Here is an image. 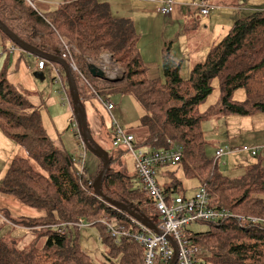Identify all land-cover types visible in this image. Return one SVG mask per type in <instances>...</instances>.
Listing matches in <instances>:
<instances>
[{
  "label": "trees",
  "instance_id": "trees-1",
  "mask_svg": "<svg viewBox=\"0 0 264 264\" xmlns=\"http://www.w3.org/2000/svg\"><path fill=\"white\" fill-rule=\"evenodd\" d=\"M0 21L23 42L50 56L61 58L64 44L72 47L78 69L88 82V86H82L84 79L72 72L84 104L97 96L104 102L117 96H133L148 115L141 124L149 132L145 145L155 150L167 149L171 143L182 146L179 165L184 176L206 187L213 208L264 218V160H242L246 165L234 167L241 168L239 176L223 171L221 160L207 156L203 130L206 116L201 112L218 81L219 113L224 117L264 114V10L238 19L187 79L182 77L181 62L167 51L162 77L150 80L138 47L139 33L130 19L113 14L107 0H65L46 15L39 14L24 0H0ZM0 33L2 58L8 60L12 55L9 46L14 44L1 30ZM106 54L121 69L122 75L117 79L96 74L100 58ZM6 71L5 67L0 72V131L20 146L25 156L12 160L0 180V192L45 216L28 219L5 215L20 228L37 232L38 238L46 237L47 242L43 248L33 241L31 247L19 249L0 238V264H95L81 247L80 230L70 225L80 220L99 230L109 264H143L142 247L126 239L117 243L101 224L112 220L139 231L130 216L96 196L94 183L103 164L94 179L84 167L75 168L68 154L49 139L39 110L9 83ZM61 76L71 100L62 71ZM238 90L246 92L245 104L235 101ZM240 153L254 158L260 155ZM116 161L117 157L110 156V171L102 188L104 196L132 205L152 224H159L154 203L143 191L138 175L115 172ZM1 220L2 225L14 228ZM189 238L200 249L196 264H264V229H243L230 220L219 226L210 225L206 233L190 231Z\"/></svg>",
  "mask_w": 264,
  "mask_h": 264
},
{
  "label": "rangeland",
  "instance_id": "rangeland-1",
  "mask_svg": "<svg viewBox=\"0 0 264 264\" xmlns=\"http://www.w3.org/2000/svg\"><path fill=\"white\" fill-rule=\"evenodd\" d=\"M53 1L57 4L53 9L54 11H56L64 2V0H37L35 2L36 10L38 12L41 10L40 3L49 4ZM109 1L113 0H108V2ZM11 47L13 46L10 45L9 50L11 49ZM2 52L3 50L0 37V54ZM105 57L110 59L111 68L116 70V77L114 79H117L122 75L121 69L114 63L112 57L108 55L101 56L98 71L100 70V65L102 66V64H106V62H108ZM38 60V57L16 48V52L13 55H10L8 60L0 57V72L4 70L5 67L7 68V80L18 93L23 95L32 104V106L36 110H39L42 116L43 127L46 130L51 142L58 149L65 151L68 154L69 158L74 161L75 168L82 169L81 162L84 161V168L87 170L89 177L91 179H94L96 177L97 171L99 170L101 161L97 157H95V155L89 150H87L86 152H84L83 150L81 140L79 136H77L78 122L77 120H75L73 105L67 102L66 99L68 96L63 85L61 83L58 84L53 80L54 78L59 77V75L56 74L55 70L52 69L54 68V66L50 65L49 63L48 68L44 72L37 73L35 67ZM56 68L61 71L60 65ZM213 88V94L208 99L206 106H203L201 108V111L204 110L203 113L206 116V119L203 123V128L207 142L206 152L208 158L210 159H214L217 149L225 147L233 149L235 146L232 145H236V143H233V141L231 140V137L228 135L227 131H224L226 129L224 122L219 123L221 119L226 117L219 113V108H221V94L218 81L214 82ZM246 98L247 95L244 90H238L234 95V99L236 102L244 103L246 101ZM111 101L114 103V105L120 108L117 111H113L112 115L116 123L121 126L123 130H125V132L138 129V126L142 124V119L148 116L147 112L143 109L140 103L131 95L113 97ZM85 107L88 115V121L90 120L89 124L91 126H89L91 127L90 129L93 134L94 140L104 150H106L110 156L118 158V161H116L113 165V169L123 172L130 177L136 175L133 168L132 155L122 147L115 148L113 146V121L104 106L97 99H91L85 102ZM259 114L260 113H257L255 115ZM255 115L253 116L255 117ZM230 117H235L236 119H246L244 121L248 128H253L252 118H241L240 116ZM258 117H264V115ZM217 125L218 128L222 127L220 135H218L217 133ZM237 127L238 126H236L235 128ZM140 128L147 129L144 126H140ZM248 138L250 137L241 139L240 143H238V145L236 146L241 147V145L244 143L251 144L249 143V141H244L248 140ZM8 140L3 138L0 131V180L9 169L10 161L22 156V148L20 146H17V144H15L13 141ZM146 140L138 142L136 139V142L138 144L137 150H155L145 145ZM118 152L123 153L122 156ZM236 153L237 154L225 156L219 162L220 168L228 174H233L232 176H239V174L242 173L241 168H234L235 166L239 164L240 166L246 165V163L241 162L242 155L246 156L249 159V163H255L260 159L264 160V151H262L257 158L251 157L245 153H240V151ZM164 172L170 173L166 179L165 177L161 176ZM171 178H174V180L183 184V189L184 191H186L185 194H187V197L194 196L200 185L198 180L185 178L179 164L176 166L160 168L158 170L157 179L161 186L170 184ZM135 182L138 181L136 180ZM21 206L23 207V205ZM6 212L8 211L3 210L4 214H6ZM10 213L13 215H10L12 218H31L27 215L21 216L19 215L21 214L19 212H16L15 214H13L12 212ZM1 217L2 216H0V218ZM7 223L10 224L8 221ZM0 227H3V231L5 232L4 233L0 231V238H3L5 242L12 244L19 249L31 247L33 241H37V246L39 248H43L46 245L47 238H38L39 234L37 232L34 233V230L28 228H13L11 226L8 227L6 225H2L1 223ZM209 228L210 225L204 223L194 225L189 229L194 233H206L207 231H209ZM99 235L100 232L95 227H87L80 230L79 240L81 247L84 252L91 257L95 264H109L106 248L100 241ZM206 256L209 257L208 254L204 255V257ZM207 264L212 263L209 262Z\"/></svg>",
  "mask_w": 264,
  "mask_h": 264
},
{
  "label": "crops",
  "instance_id": "crops-1",
  "mask_svg": "<svg viewBox=\"0 0 264 264\" xmlns=\"http://www.w3.org/2000/svg\"><path fill=\"white\" fill-rule=\"evenodd\" d=\"M167 2L172 3L174 5V12L170 16L164 17L160 13V8L162 6V3ZM201 2H204L213 7V10L211 11L210 15H201L200 11L197 8V6ZM108 4H110L111 10L115 16L119 18L130 19L133 22L136 31L140 35L138 47L143 57V60L146 63L148 69L147 77L150 80H157L162 77L163 57L167 51L175 61L181 62L182 77L184 79H187L190 76V73L194 66L198 63L203 62L206 59L209 51L228 33L232 25L238 19L246 17L253 12L264 10V0H113L109 1ZM56 5V2L54 1L50 2L49 4L40 3L41 10L38 13L41 15H46L47 13L49 14L54 11L53 9ZM0 37L2 45L3 39L1 33ZM15 52L10 53L13 55ZM40 61L46 62L45 68L43 70L38 69ZM49 63L50 65L54 66V68L52 69H54L56 74L61 77V71H64L62 67L61 71H59L56 68L59 66L58 64L48 62L41 58H39L36 64V72H44L48 68ZM82 86H86V84L83 83ZM207 102L208 100L205 102L204 105L201 106V108L203 106H206ZM111 103L114 105L112 101ZM119 109L120 108L117 107L116 111ZM201 112L203 113L204 110ZM261 115L264 114L255 115V117L240 116L241 118H252L253 128L251 129L248 128V126L245 124L244 120L246 119L226 117L221 119L219 123L224 122L226 129L223 130L227 131L228 135L231 137V140L233 141V143H236V145L240 143L241 139H245V137H250L248 138V140L244 141H249V143L251 144L244 143L241 145V147H258L261 148L262 151H264V117H258ZM140 126L141 125H139L138 129H135L134 131L128 130L129 132H126L134 136L135 142L136 139L138 142L145 141L149 135L147 129H141ZM236 126L238 127L235 128ZM221 131L222 127L218 128V135H220ZM2 136L6 140H8L3 134ZM236 145L232 146L241 148ZM136 146H138L137 142ZM261 152L259 154H261ZM118 153L121 156L123 154L121 152ZM22 156H25L23 150ZM246 159L247 157L242 155L241 160ZM12 160L10 161V164ZM113 170L115 172L123 173L116 169ZM169 174V172H164L161 176L165 177L166 179ZM162 187L166 190H169V192L172 194L187 197V194H185L186 191H184L183 189V184L174 180V178H171L170 184H167ZM199 188L200 185L198 189ZM20 204L19 202H17V200L15 201V199L12 197H9L2 193L0 194V216H2L1 219L5 222L8 221L10 224H12V226H14V228L20 227L14 222H12L8 218V216L3 213V210L8 211L6 212V214L8 215H12L10 212H12L13 214L19 212L21 213L19 215H27L31 218H41L45 216L40 211L37 212L38 210L29 208L21 204L23 205L22 207Z\"/></svg>",
  "mask_w": 264,
  "mask_h": 264
},
{
  "label": "built area",
  "instance_id": "built-area-1",
  "mask_svg": "<svg viewBox=\"0 0 264 264\" xmlns=\"http://www.w3.org/2000/svg\"><path fill=\"white\" fill-rule=\"evenodd\" d=\"M33 9L36 0H24ZM201 14L208 16L211 12V6L202 2L199 5ZM174 11L172 3H162L160 13L168 17ZM16 47L13 46L10 52H15ZM108 55V54H106ZM3 56V52L0 57ZM110 56V55H108ZM111 57V56H110ZM61 58L64 59L72 72L77 73L84 83L88 85L85 77L80 73L73 56V48L64 44V49L61 53ZM106 64L100 65V70L109 79L116 77V70L111 68L110 59ZM45 62L40 61L38 69L43 70ZM56 83L62 84L61 77L55 78ZM63 85V84H62ZM98 97V96H97ZM70 103L69 98L66 99ZM106 111L109 113L114 128L113 146L115 148L122 147L132 155L133 166L138 178L141 181L142 189L149 195L154 203V208L159 216L160 222L157 225L153 224V228L145 227L138 221L132 219V224L139 228V231L120 225L112 220H104L101 222L107 229V232L117 243L121 239H126L129 242H134L144 249L143 264H172L176 254L178 260L176 264H196V259L200 254V249L192 243L189 238L190 227L198 224H209L219 226L230 220H235L243 229L258 227L264 229V218L245 217L234 215L229 211L218 210L212 207L211 197L206 187L201 186L196 194L192 197L178 196L168 193L159 183L157 179L158 170L168 166H176L182 161L183 148L178 144H172L167 149L142 151L137 150L134 136L126 133L115 121L112 112L117 109L115 105L109 102H104L98 97ZM84 152L87 151L86 146L82 143ZM261 148H219L215 153V161L223 159L225 156L232 155L238 151L249 152L253 156H257ZM84 167V161L81 162ZM79 230L91 227L90 224L80 220L77 224H70ZM63 228V225L61 226Z\"/></svg>",
  "mask_w": 264,
  "mask_h": 264
},
{
  "label": "water",
  "instance_id": "water-1",
  "mask_svg": "<svg viewBox=\"0 0 264 264\" xmlns=\"http://www.w3.org/2000/svg\"><path fill=\"white\" fill-rule=\"evenodd\" d=\"M0 30L5 33L11 42L16 45L19 49L28 52L31 55H34L38 58L44 59L48 62H53L58 65H60L66 75L68 88L70 92V97L73 105V112L75 115V119L78 122V130L80 137L82 139V142L85 144L87 150L92 152L95 157H97L103 164V170L100 173L99 177L94 183V189L95 194L97 197L101 198L102 200H105L108 204H110L112 207H114L116 210H119L121 212L126 213L128 216H130L132 219L138 221L141 225L149 228H153V224L151 221L146 218L145 216H141L137 210L134 209V207L126 206L122 203H117L115 201H112L111 199H108L104 196L102 192L103 183L106 179V176L108 175L110 171V155L109 153L104 150L95 140L93 137V134L91 132V129L89 127L88 117H87V111L86 107L83 103V100L80 96L79 89L76 85L75 78L71 72L70 67L68 66V63L63 60L60 57H53L50 56L33 46L23 42L21 39H19L14 33H12L1 21H0ZM98 76H105L101 70L97 71L96 73ZM178 260V256L176 254V257L172 264H176Z\"/></svg>",
  "mask_w": 264,
  "mask_h": 264
},
{
  "label": "clouds",
  "instance_id": "clouds-1",
  "mask_svg": "<svg viewBox=\"0 0 264 264\" xmlns=\"http://www.w3.org/2000/svg\"><path fill=\"white\" fill-rule=\"evenodd\" d=\"M210 6V5H209ZM212 9H211V11L213 10V7H211ZM34 10H36V9H34ZM37 11V10H36ZM174 12V11H173ZM211 13V12H210ZM202 15V14H201ZM210 15V14H209ZM204 16V15H203ZM165 17V16H164ZM13 46H15L17 49H19L16 45H13ZM64 60V59H63ZM45 62V61H44ZM45 64H46V62H45ZM69 66V65H68ZM64 72V71H63ZM72 72V71H71ZM64 74H65V72H64ZM65 77H66V75H65ZM106 77V76H105ZM61 79H62V76H61ZM54 80V82H55V78L53 79ZM112 80H114V79H112ZM62 84H63V79H62ZM63 86H64V84H63ZM65 88V87H64ZM68 90H69V88H68ZM67 92V91H66ZM68 96V95H67ZM67 98H69V97H67ZM70 104H72L71 103V100H70ZM78 132V134H79V130L77 131ZM77 134V133H76ZM79 137H80V134H79ZM81 138V137H80ZM81 142H82V139H81ZM83 143V142H82ZM81 143V144H82Z\"/></svg>",
  "mask_w": 264,
  "mask_h": 264
},
{
  "label": "bare ground",
  "instance_id": "bare-ground-1",
  "mask_svg": "<svg viewBox=\"0 0 264 264\" xmlns=\"http://www.w3.org/2000/svg\"><path fill=\"white\" fill-rule=\"evenodd\" d=\"M87 149V148H86Z\"/></svg>",
  "mask_w": 264,
  "mask_h": 264
}]
</instances>
